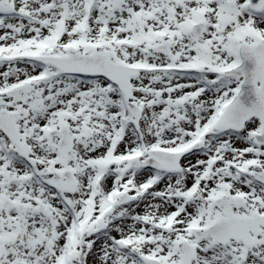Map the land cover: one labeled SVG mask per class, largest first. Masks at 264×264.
Here are the masks:
<instances>
[{"label":"snow or ice","instance_id":"6c2138e0","mask_svg":"<svg viewBox=\"0 0 264 264\" xmlns=\"http://www.w3.org/2000/svg\"><path fill=\"white\" fill-rule=\"evenodd\" d=\"M0 264H264V0H0Z\"/></svg>","mask_w":264,"mask_h":264}]
</instances>
